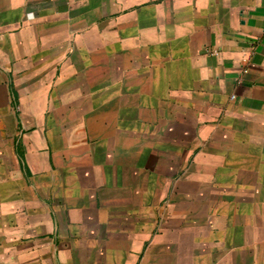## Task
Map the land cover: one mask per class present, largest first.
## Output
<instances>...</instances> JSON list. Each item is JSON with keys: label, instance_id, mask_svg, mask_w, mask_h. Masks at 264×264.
<instances>
[{"label": "crops", "instance_id": "0c3cea01", "mask_svg": "<svg viewBox=\"0 0 264 264\" xmlns=\"http://www.w3.org/2000/svg\"><path fill=\"white\" fill-rule=\"evenodd\" d=\"M0 264H264V0H0Z\"/></svg>", "mask_w": 264, "mask_h": 264}]
</instances>
